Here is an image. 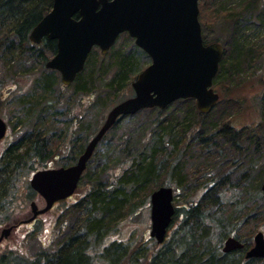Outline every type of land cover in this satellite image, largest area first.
Listing matches in <instances>:
<instances>
[{
	"label": "trees",
	"instance_id": "16d2710c",
	"mask_svg": "<svg viewBox=\"0 0 264 264\" xmlns=\"http://www.w3.org/2000/svg\"><path fill=\"white\" fill-rule=\"evenodd\" d=\"M198 1L201 17L205 7L203 0ZM257 1L238 0L231 3L224 0L213 7L216 13L228 14L237 24L244 21L242 24L245 25L241 30L237 31L236 23L233 29L238 36L240 34L247 40L251 33L244 36L245 31L253 32L264 27V0H261V3ZM205 4L207 7V1ZM51 6L52 0H0V62L9 65L16 60H19L20 64H28L31 59L38 61L41 64L40 70L29 74L27 73L31 71L25 73V69L19 72L25 73L22 76L31 80L29 97L31 96L32 100L37 97L40 100L53 97L58 106L62 100H73L71 107L79 105L78 116V111L72 113L71 108L67 106L63 112L66 116L63 134L72 136L73 141L64 147L63 153L67 158L62 157L60 161L47 164L54 150L61 144L59 123L53 121L49 114L33 111L32 103L23 107V116L27 119L16 122L13 127L22 136L15 144L8 145L0 158L1 215L8 214L9 201L18 197H25L24 199L29 201L31 196L36 194L28 181V185L26 182L23 185L22 194L16 195L17 182L21 177L20 174L11 175L13 165L20 162L24 166L21 172H30L32 177L39 170L70 165L82 153L84 146L97 130L91 137L87 135L78 144V132L74 128L82 124L85 111L81 106L90 103L94 96L99 94L93 90L94 80L99 81L97 83L107 95H113L112 103L116 105L133 95L131 83L146 67L140 66L134 58V53L120 52L113 60V65L104 68L102 62L105 57L98 49L94 52V48L74 82L70 86H63L58 73L44 69L48 60L46 55L52 57L56 52L55 41L44 40L40 46H34L28 38L32 29L50 11ZM242 24L240 22V26ZM202 38L204 44H210L203 36ZM230 38L232 44H228L229 51L223 50L219 70L213 81L214 87L225 67L228 71L227 78H231L242 74L247 66L252 64V57L260 56L258 50L261 47L257 43H247L241 39L239 41L236 34ZM126 40L131 39L126 35ZM134 51L144 56L143 52L135 48ZM260 58L261 65L257 69L264 72V60ZM251 66L253 65L248 67ZM20 87L18 84L0 86V102L4 95L3 100L15 98L16 91L20 92L18 96H24L25 92L19 91ZM259 99L262 106L260 121L241 128H235L223 117L213 122L214 120L210 119L211 113H199L193 100L176 101L165 110H143L151 115L148 127L141 131L140 136V142L146 143L147 149L143 153L137 151L135 156L121 166L118 175L107 184L97 178L86 183L85 194L73 204V210L70 208L68 215L75 212L76 221L73 219L66 235L51 249H31L29 256L19 252L1 254L0 264L261 263L264 259L244 258L251 241L242 239V234L238 233V229H245L246 224L254 220L264 225V194L260 188L264 180V93ZM53 114L56 113H52V116ZM54 140L59 144L54 145ZM12 154H15L19 161L16 159L14 162ZM69 157L71 159H68ZM200 167L204 170L199 176L203 182L195 183L193 178ZM83 176L84 174L81 180ZM165 179H174L177 186L185 192L192 187L194 191L188 194L189 196L185 193L187 196L182 197L183 203L174 207L173 220L163 243L157 245L154 240H149L152 243L151 248L140 244L136 249L134 247L138 239L126 244L118 241L106 243V233L112 230L113 225L124 217V214L132 215L133 209L141 199H149L150 194L159 187L171 186L165 183ZM196 190L202 194L193 197ZM177 197L180 195L175 193L173 198ZM226 208L237 212L236 216H231ZM262 231L264 234V228ZM228 237L239 240L243 248L229 254L222 253V244Z\"/></svg>",
	"mask_w": 264,
	"mask_h": 264
},
{
	"label": "water",
	"instance_id": "95a60500",
	"mask_svg": "<svg viewBox=\"0 0 264 264\" xmlns=\"http://www.w3.org/2000/svg\"><path fill=\"white\" fill-rule=\"evenodd\" d=\"M198 0H52L50 11L32 29L29 41L39 45L55 41L56 52L45 68L56 71L61 83L69 86L82 72L94 47L105 55L119 35L126 33L150 59L131 83L133 95L114 105L91 137L77 161L68 167L36 171L30 188L45 202L41 210L34 203L32 221L54 203L71 197L97 144L123 117L141 110H165L179 100L191 99L199 113L207 115L219 101L212 83L217 75L223 49L219 43L204 45L198 21ZM7 130L0 118V140ZM264 194V181L261 184ZM149 237L162 244L173 220V189L159 187L149 197ZM10 228L0 232V242ZM243 248L234 237L222 244V253ZM245 259H264V234L258 231Z\"/></svg>",
	"mask_w": 264,
	"mask_h": 264
},
{
	"label": "rangeland",
	"instance_id": "374dc122",
	"mask_svg": "<svg viewBox=\"0 0 264 264\" xmlns=\"http://www.w3.org/2000/svg\"><path fill=\"white\" fill-rule=\"evenodd\" d=\"M206 1L208 3L207 7L205 4ZM223 1L224 0H203L205 9L201 14V17H199V22L201 26L202 36L204 37L205 41H207L208 43H220L223 50L227 49L229 51L228 44H232V38L230 37L233 34H236V39L239 41L241 39L246 41L247 43H257L258 46L261 47L260 50H258V53H260L259 57H262V60H264V27L259 28L253 32H249V30L248 32L245 31L244 36H247L251 33V36H247V40L243 39L245 37H241L240 34L238 36L236 30L233 29V25L234 23H236L235 19L231 20L228 14L224 12H220V14H218L214 11L213 6L216 3H221ZM227 1H230L232 3L237 2L238 0ZM260 1L261 0H258L257 2L261 3ZM249 18L251 17H248V19ZM240 22L242 24L244 21ZM240 22H238V24L236 23V27L238 29L237 31L241 30L245 25L242 24L240 26ZM125 36L126 34L119 36L114 46L110 49L112 51L110 52L109 50L105 55H102L105 57L102 62L104 68L107 67V65H113V60L120 52V54L132 52L134 53V58L138 61L140 66L149 65L148 57L144 53H142L144 56L136 54L134 48L139 52L142 51L134 46L132 39L130 41H125ZM216 39L218 40L215 41ZM34 46H40V44ZM96 51L97 49L94 50V52ZM259 57H252V64L250 65L253 66L248 67L250 66L248 65L242 74L227 78L228 71L225 70L226 67L224 69V73H220L215 83L216 86L214 87L215 92L219 95V104H217V106L210 114L212 116V118L210 119H213V122L220 120V118L223 117L224 120L228 119L235 128H241L247 125L252 126L260 121V108L262 106L259 98L264 93V72L257 69L261 65V63L259 62L261 58L259 59ZM46 58L49 60L51 56L46 55ZM18 61L19 60H16L9 65H4L3 62H0V86H11L15 84L21 85V90L19 91L25 92L24 94L26 95L20 97L18 96L20 92L16 91L17 95L15 96V98L3 100L5 98V95L2 97L3 99L0 102V118H2L7 123L9 130L6 133V137L4 138V140L0 143V151L2 150V148L5 149V147H7L8 145L15 144L20 140V137L22 135L18 133L16 128L14 130L13 127L18 121H26L27 118H24L23 116L25 110V108L23 107L27 106V104L29 105V103H32L34 107L33 111H36L37 113L44 112L47 115L49 114L53 121H57L59 123L58 130H61V144H59V142H57L56 140H54L55 142H53L54 145L59 144L60 147L57 150H54L50 161H48L47 164H52V162L54 163L56 161H60L62 157L67 158V155H64L63 150L64 147H66L70 143V141H73V138L72 136H68L69 134H67V136H64L63 134V129L65 126L64 124L66 120V116H64L63 112L67 106L71 108L72 113L78 111V116L80 110L79 105H73V107H71L73 100H62V103L60 104V106H58L57 104H55V100L53 99V97L45 98L42 100L38 99L39 97H37L34 98L35 100H32L33 98H31V96L29 97V93L31 92V90L29 91V89L31 88L32 84L31 80L22 75L27 73L28 71L31 72H28L27 74L32 73V71L40 70L41 64L38 61L35 62L33 59H31L28 64H23L24 62L20 64ZM23 69H25L26 72L23 74L19 73ZM44 69L46 71H51L46 69L45 66ZM94 81L95 82L93 90L95 92H98L99 94L97 96H94L90 103L85 104V106H81V108L83 107L85 111L82 124H78L79 126H75L74 128L78 132V144L85 137H87V135H90L91 137V135L101 126L107 112L115 105L112 103L113 95H107L101 85L97 83L99 81L97 79ZM8 92L16 94L13 91ZM36 95L38 96V94ZM52 113L56 114H53L52 116ZM101 115L102 117L100 118ZM150 120L151 115L146 111L136 113L131 117L127 116L121 118L97 144L95 152L92 158L89 160L84 176L79 182L78 187L81 185L82 186L76 190L75 194L65 202L56 203L50 211L40 216L39 221H37L31 227L32 229L29 228L31 229V231L28 232V228H21L18 231H13L8 240L0 244V251H3L7 246L9 247L11 245V248L14 249V252H19L21 254L29 256L32 252L31 249L34 251H47L51 249V247L55 245L57 241H59L66 235V232L69 230L70 224H72L73 219H75L76 221L75 212L72 211L73 213L70 216L68 215L70 213V208H73V204L76 203V201H78V199L85 194V191L87 189L86 183L94 178H97L102 183L107 184L110 179H114V177L118 175V171L121 166L125 164L127 160L135 156L137 151L143 153V151L147 149L146 143L140 142V136L142 135L141 131L148 127ZM74 137H76V135ZM56 139L58 140V138ZM51 147L54 148V146ZM4 153H1V156ZM16 159L18 160L15 154H12V160L16 162ZM68 159H71V157H69ZM61 162L65 163L63 161ZM22 165L23 164L19 162L18 165H13L14 167L13 169H11L12 176L20 174L19 177H21L19 179V182H17V196H20L22 194L24 183L26 182L28 185V181L31 177L30 172H21L24 168V166ZM16 166L20 169L16 168ZM202 171H204L202 167H200L199 170L196 171V175L193 178L195 181L193 182H203V179L201 180L199 178V176L202 174ZM215 173H217L216 170ZM262 175V179H264V171ZM164 181L166 184L171 185L170 187L173 189V195L175 193L180 195V197L173 198L174 207L180 206L183 203L182 197L185 198L188 194L190 195V193L194 191V187L189 189L188 192H185V190L183 191L177 186L174 179H165ZM201 194V191L198 192L196 190L193 197H198ZM19 199L20 197L13 199L15 211L17 210V219L25 216V212L19 210L18 208L21 207V204L18 201ZM174 199H176L177 202L174 201ZM30 202H34L40 209L44 207L43 200L40 199L36 194H33L31 196V199L28 201V213L30 212ZM226 209L230 211L229 213H231V216H236L237 212H234L229 208ZM149 211V199H141L139 203L136 204L135 209H133L132 215L130 213L128 215L127 213L124 214V217L122 216V218H120V220H118L115 225H113L114 227L112 228V230L106 233V243L118 241L126 244L127 242H132L131 240L133 239H138L137 245H135L134 247L135 249L139 248L140 244L151 248L152 243L149 241L151 240L149 237ZM263 228L264 225H261L259 224V221L254 220L249 224H246L245 229H238V233L242 234V239L251 241V244L249 246V248H251L252 238L254 234L258 231L263 232ZM23 236L26 237V240L24 239L22 241L21 239L23 238ZM12 240H16L14 244H12ZM259 264H264V261Z\"/></svg>",
	"mask_w": 264,
	"mask_h": 264
},
{
	"label": "flooded vegetation",
	"instance_id": "af4514ba",
	"mask_svg": "<svg viewBox=\"0 0 264 264\" xmlns=\"http://www.w3.org/2000/svg\"><path fill=\"white\" fill-rule=\"evenodd\" d=\"M5 137H6V135H5ZM4 137V138H5ZM4 138L3 139H1L0 140V143L4 140ZM1 145V144H0ZM4 148H2V150L0 151V156H1V153H4V151L7 149V147H5V149L3 150ZM80 156V155H79ZM78 156V157H79ZM2 157V156H1ZM78 157H77V159H78ZM77 159L74 161V162H71V164L70 165H67V166H60V167H68V166H71V165H73L76 161H77ZM264 181V180H263ZM262 181V182H263ZM262 184V183H261ZM40 199H42L38 194H36ZM25 198V197H24ZM22 199L21 197H20V199H22L21 201H19V203L21 204L20 206L21 207H18L19 208V210H22V211H24L25 212V216H23V217H21V218H18L17 219V210L15 211V205L13 204V201H9V208H8V214L7 215H1V213H0V232L3 230V229H7V228H10V233H9V235L6 237V238H4L1 242H0V244L2 243V242H4V241H6V240H8V238L11 236V234H12V232L13 231H18L19 229H21V228H28V232L29 231H31V227L37 222V221H39V217L40 216H42V215H44L45 213H47V212H45V213H43V214H40V215H37L32 221H30V222H25V221H27V220H29L31 217H32V211H31V208H30V205H31V203H34V202H30L29 203V209H30V212L28 213L27 212V205H28V200L27 199ZM16 199V198H15ZM69 199V198H68ZM43 200V199H42ZM67 199H65V200H63V201H60V202H65ZM43 202H44V200H43ZM59 203V202H58ZM56 204V203H55ZM54 204V205H55ZM45 205V204H44ZM53 205V206H54ZM18 206V205H17ZM16 206V207H17ZM37 206V205H36ZM53 206H52V208H53ZM0 208H1V204H0ZM51 208V209H52ZM23 209H25V210H23ZM50 209V210H51ZM37 210H41L38 206H37ZM49 210V211H50ZM29 228H31V229H29ZM26 240V237L25 236H23V238L21 239L22 241L23 240ZM15 241L16 240H12V244H14L15 243ZM10 247V248H9ZM7 246L6 247V249H4L3 251H0V255L2 254H8V253H10V254H16V253H18V252H14V249L13 248H11V245L10 246Z\"/></svg>",
	"mask_w": 264,
	"mask_h": 264
}]
</instances>
